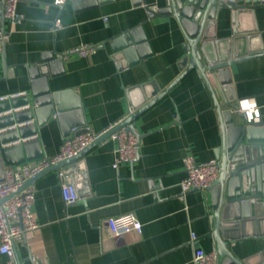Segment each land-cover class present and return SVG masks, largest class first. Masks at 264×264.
<instances>
[{"label":"crops","instance_id":"0c3cea01","mask_svg":"<svg viewBox=\"0 0 264 264\" xmlns=\"http://www.w3.org/2000/svg\"><path fill=\"white\" fill-rule=\"evenodd\" d=\"M63 3L21 0L17 8L22 20L5 21L7 68L1 48L0 78L4 71L7 74L0 79V98L26 92L28 67L41 63L47 52L61 54L58 72L50 79L52 90H74L89 130L101 132L129 115L130 88L154 81L163 90L181 74L185 39L176 20L147 9L164 6L166 0H112L78 10L71 2ZM254 18L264 44V3L255 8ZM138 27L147 40L146 55L132 65L123 58L119 66L111 42ZM82 44H93L96 51L64 55ZM231 73L238 100L253 98L264 121V56L232 66ZM54 116L41 133L29 137H40L49 157L60 152L66 137ZM135 123L142 134L135 162L115 167L118 142L110 137L79 159L85 162L89 181L84 201L64 202L59 175L63 168L43 172L31 183L39 227L16 241L19 264H194L195 247L214 252L213 239L204 237L210 230L211 188L182 195L180 187L184 157L216 159L215 150L222 144L209 88L193 71ZM130 212L143 223L142 231L112 235L108 219ZM192 233L197 240H192ZM229 247L239 258L264 253V224H251L245 237L229 240ZM0 264H8L1 253Z\"/></svg>","mask_w":264,"mask_h":264},{"label":"water","instance_id":"95a60500","mask_svg":"<svg viewBox=\"0 0 264 264\" xmlns=\"http://www.w3.org/2000/svg\"><path fill=\"white\" fill-rule=\"evenodd\" d=\"M110 1L65 0L63 4L71 2L78 10ZM261 3L264 0H166L164 6H149L147 9L155 16L173 17L184 36L186 54L179 62L181 74L163 90L154 81L130 88L127 117L76 155L26 180L17 192L43 172L63 168L66 182L76 188L78 198L84 201L89 195V181L85 162L79 160L83 154L122 127L139 141L142 134L135 119L165 96L180 79L195 71L213 96L223 134L222 144L215 150L220 173L210 187L211 211L207 217L210 230L204 237L214 241L216 264H264V253L239 258L229 247V240L245 237L251 224H264V121H250L247 114L239 110L231 73L232 66L264 56L262 36L254 18V10ZM4 5L5 0H1L2 31H5L6 21ZM5 46L3 41L4 70L7 68ZM111 46L112 56L119 66L123 58L132 65L146 55L143 49L147 40L142 28L138 27L113 38ZM61 60V54L45 53L41 63L28 67L29 89L0 99V180L4 179L6 167L47 156L40 137H29L41 133L53 115L64 136L89 131L78 94L71 89L51 88L50 79L56 76L55 66ZM6 74L4 71L0 79H6Z\"/></svg>","mask_w":264,"mask_h":264},{"label":"built area","instance_id":"2783aa9c","mask_svg":"<svg viewBox=\"0 0 264 264\" xmlns=\"http://www.w3.org/2000/svg\"><path fill=\"white\" fill-rule=\"evenodd\" d=\"M20 1L5 0L4 16L12 24L20 22L23 18V15L19 13L17 8ZM64 1L55 0V3L62 4ZM149 13L153 15L152 12L149 11ZM6 38V32L0 30V49ZM95 51V45L82 44L69 50L64 55L78 54L80 56H87ZM237 105L239 110L247 114L250 121L257 122L261 120L260 108L253 98L246 97L239 99ZM121 121L116 122L101 132L89 130L79 135L71 134L66 136L60 147V152L53 157L44 156L5 168L4 179L0 180V253L7 256L8 264H19L15 247L16 241L22 240L26 233L39 227V223L36 221L33 212L35 201L34 186L29 184L23 190L17 192L18 188L26 180L34 178L50 165L76 155ZM109 137L118 142L116 158L113 164L115 167H118L119 163L135 162L138 159V138L133 133L128 132L122 127L112 132ZM184 170L185 177L180 182L182 195L192 189H209L219 177L220 166L217 159L199 162L192 154H188L184 157ZM59 175L62 179L61 188L64 202L66 204L76 202L78 200L76 188L66 182L64 171H60ZM7 196L10 197L1 202ZM107 223L114 236L126 235L133 231L141 232L143 228L141 220L131 212L110 217ZM192 240H197V236L194 233H192ZM192 260L194 264H216L215 253L213 251H206L201 247H195Z\"/></svg>","mask_w":264,"mask_h":264}]
</instances>
